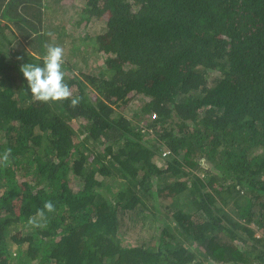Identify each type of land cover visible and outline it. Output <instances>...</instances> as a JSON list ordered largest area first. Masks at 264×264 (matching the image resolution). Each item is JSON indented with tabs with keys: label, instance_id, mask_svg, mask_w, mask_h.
Wrapping results in <instances>:
<instances>
[{
	"label": "trees",
	"instance_id": "16d2710c",
	"mask_svg": "<svg viewBox=\"0 0 264 264\" xmlns=\"http://www.w3.org/2000/svg\"><path fill=\"white\" fill-rule=\"evenodd\" d=\"M72 1L0 0V264H264V0ZM70 9L103 63L44 26ZM49 45L56 102L20 71Z\"/></svg>",
	"mask_w": 264,
	"mask_h": 264
},
{
	"label": "rangeland",
	"instance_id": "374dc122",
	"mask_svg": "<svg viewBox=\"0 0 264 264\" xmlns=\"http://www.w3.org/2000/svg\"><path fill=\"white\" fill-rule=\"evenodd\" d=\"M65 4H67L69 7H70V2L71 0H64ZM75 2V3H79V8L82 6V0H74L72 1V3ZM79 13H74V9H70V10H67L65 12L63 11H54L51 13L50 16L46 17V20L45 23H44V26L47 27V26H51L53 31L56 33H60L61 36L63 37V43H64V46H66L67 48L69 47V50L70 52H72L71 50V47H73V43H77L78 45H81L83 47H85V53H86V58L88 59V63H91V62H100V63H103L104 62V59L106 57V54L107 52H105L103 49L102 50H95L92 46L90 45H86L83 41V38L82 39H79V34L80 32H82V34H84L85 32L87 33H90V34H93L95 30H99L101 31L102 27H104V25H106L108 23V19H109V14L105 13L104 15L100 16V17H97V18H94L93 22L91 23V25H88L86 26V23L85 22H79ZM105 28V27H104ZM15 31L17 33V29L15 28ZM106 30L102 31L101 32H98V34H102V38H103V35H104V32ZM96 34V36L98 35ZM55 37V36H54ZM19 38L22 40V41H25L23 43V46L28 49V50H31L32 47L27 44L26 40H23L21 36H19ZM15 46H12L10 48V51L11 52H14L15 51ZM67 53H63L67 56L65 57L64 56V59L67 61H72V59H79L80 56H71L70 55V52ZM74 53L76 52L75 49L73 50ZM77 54H80V53H77ZM108 54H111L113 55L111 52H109ZM94 63H91L89 64L90 67L93 66ZM130 99L128 100L129 102H127V104L124 106L126 107L127 110H125V114L127 116H132V112L133 110L135 109V107L142 102H147L149 100V97L148 96H144V97H141V95H136L134 94V92H131L130 94ZM145 100V101H144ZM77 124V123H75ZM156 166L157 167H166L165 163H163V161L161 160L160 157L157 158V161H156ZM208 166L211 167L210 164H208ZM200 175H203L202 172L199 173ZM257 234H259V232H257Z\"/></svg>",
	"mask_w": 264,
	"mask_h": 264
},
{
	"label": "clouds",
	"instance_id": "9594fccd",
	"mask_svg": "<svg viewBox=\"0 0 264 264\" xmlns=\"http://www.w3.org/2000/svg\"><path fill=\"white\" fill-rule=\"evenodd\" d=\"M63 49L58 45H49L41 63H25L20 67L23 77L31 95L42 102H56L69 98L72 93L64 79ZM78 97L71 99L70 103L76 105ZM152 113V117H155ZM0 159H7V154ZM54 208L52 202L44 204V209L51 212ZM38 215H43V210H38Z\"/></svg>",
	"mask_w": 264,
	"mask_h": 264
}]
</instances>
